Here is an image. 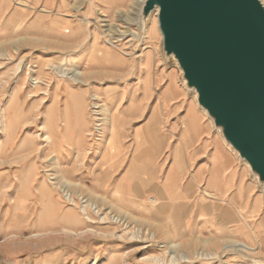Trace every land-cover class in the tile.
Instances as JSON below:
<instances>
[{"label": "rangeland", "instance_id": "1", "mask_svg": "<svg viewBox=\"0 0 264 264\" xmlns=\"http://www.w3.org/2000/svg\"><path fill=\"white\" fill-rule=\"evenodd\" d=\"M145 2L0 0V264H264L252 202L188 235L152 221L146 188L169 166L154 114L194 105L214 122Z\"/></svg>", "mask_w": 264, "mask_h": 264}, {"label": "water", "instance_id": "2", "mask_svg": "<svg viewBox=\"0 0 264 264\" xmlns=\"http://www.w3.org/2000/svg\"><path fill=\"white\" fill-rule=\"evenodd\" d=\"M164 51L198 104L264 184V6L260 0H146Z\"/></svg>", "mask_w": 264, "mask_h": 264}, {"label": "crops", "instance_id": "3", "mask_svg": "<svg viewBox=\"0 0 264 264\" xmlns=\"http://www.w3.org/2000/svg\"><path fill=\"white\" fill-rule=\"evenodd\" d=\"M163 113L177 118L168 123L167 116L160 119L154 114L153 117L156 122L152 128L161 132L164 127L167 133L162 131L159 137L157 132L154 145L160 148L152 151L158 153L162 149L169 166L162 185L146 188L159 205L152 221L164 226L178 224V231L188 235L190 227L208 217L217 225L233 226L239 222L234 217L240 219L243 211L250 212L251 202L259 207V215H263L264 194L252 181L250 168L214 125L205 120L202 111L194 105H178ZM155 172L157 174V170L151 171V175L148 173V177L154 178ZM146 217H152L148 210Z\"/></svg>", "mask_w": 264, "mask_h": 264}, {"label": "bare ground", "instance_id": "4", "mask_svg": "<svg viewBox=\"0 0 264 264\" xmlns=\"http://www.w3.org/2000/svg\"><path fill=\"white\" fill-rule=\"evenodd\" d=\"M140 1H142V0H140ZM138 4H139V3H138ZM138 4H137V5H138ZM137 5H136V6H137ZM158 24H159V23H158ZM204 112L207 113L205 110H204ZM108 139H109V138H108ZM155 186H157V185H155ZM155 189H156V187H155ZM155 189H153V190H155ZM158 192H159V191H158ZM158 192H157V193H158ZM161 192H163V191H161ZM162 194H163V193H162ZM163 195H164V194H163ZM160 197H162V195H161ZM162 198H163V197H162ZM166 200H167V199H166ZM239 246H240V247L242 246L244 249H247V250H252L251 248H249L248 246H246V245H244V244H239Z\"/></svg>", "mask_w": 264, "mask_h": 264}]
</instances>
